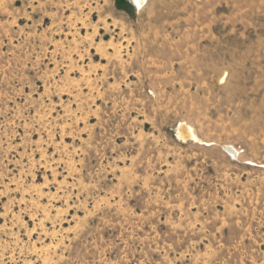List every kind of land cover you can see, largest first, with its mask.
Returning a JSON list of instances; mask_svg holds the SVG:
<instances>
[{"label": "rangeland", "instance_id": "rangeland-1", "mask_svg": "<svg viewBox=\"0 0 264 264\" xmlns=\"http://www.w3.org/2000/svg\"><path fill=\"white\" fill-rule=\"evenodd\" d=\"M0 264H264V0H0Z\"/></svg>", "mask_w": 264, "mask_h": 264}, {"label": "bare ground", "instance_id": "bare-ground-1", "mask_svg": "<svg viewBox=\"0 0 264 264\" xmlns=\"http://www.w3.org/2000/svg\"><path fill=\"white\" fill-rule=\"evenodd\" d=\"M135 2H136L137 8L140 9L146 3V0H135ZM179 133H180V136L182 138H187V137L194 136L191 127H189L186 124L184 125V123L183 124H180ZM230 150L233 151V152H235V153H237V151L234 148H230Z\"/></svg>", "mask_w": 264, "mask_h": 264}]
</instances>
